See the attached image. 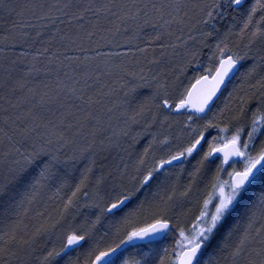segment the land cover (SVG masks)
Returning <instances> with one entry per match:
<instances>
[{"label":"snow or ice","instance_id":"1","mask_svg":"<svg viewBox=\"0 0 264 264\" xmlns=\"http://www.w3.org/2000/svg\"><path fill=\"white\" fill-rule=\"evenodd\" d=\"M0 264H264V0H0Z\"/></svg>","mask_w":264,"mask_h":264}]
</instances>
